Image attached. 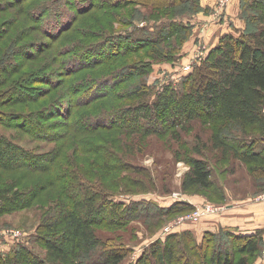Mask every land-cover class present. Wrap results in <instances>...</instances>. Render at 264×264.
Returning a JSON list of instances; mask_svg holds the SVG:
<instances>
[{
    "label": "rangeland",
    "instance_id": "1",
    "mask_svg": "<svg viewBox=\"0 0 264 264\" xmlns=\"http://www.w3.org/2000/svg\"><path fill=\"white\" fill-rule=\"evenodd\" d=\"M222 1L0 0V133L41 157H37L38 163L31 169L25 166L0 167V186H18L21 192L29 194L27 197L30 199L27 208L1 211V251L9 253L21 246L32 247L33 238L41 225L55 218L56 204L62 200L70 205L72 194L82 192L79 187L82 184L95 185L97 192H107L111 196L109 199L118 203L146 201L168 208L175 202H188L193 206L192 211H176L168 215H159L150 206L151 212L142 214L143 217L141 214L135 216L126 224L97 225L102 235L116 239L122 237L128 242L129 262L136 261L153 242H167V237L172 234L176 233L173 241L181 243L189 237L184 235L186 232L193 234V244H202L207 233L213 234V241L209 242L206 251L211 256L216 254L221 257L223 251L217 248L220 244L225 251L240 245L226 238L222 233L224 230L249 232L253 225H258L261 228L252 234L257 239L261 238L262 246L255 256L248 259V263L264 264L262 206L259 216L249 215L247 209L256 206V199L264 194V177L252 173L250 164L242 163L232 150L224 152L210 146L205 154L214 184L208 189H183V179L190 166L183 157L176 155V151L180 149L183 153H193L196 146L193 134L207 133L205 137L210 134L205 118L191 122L185 120L190 131L181 132L184 137L178 144L171 136L175 131L179 133L182 126L171 128L165 134L157 132L147 137L135 132L134 135L142 137L141 143L146 149V154L136 161L126 158L120 162V156L115 154L116 147H113L121 145L118 139H128L130 134L124 131L123 126L111 125L115 122L110 118L112 115L138 102H152L166 87L183 89L184 80L194 74L195 68L210 56L222 39L228 37L239 41L248 35V30L256 28L257 16L252 8L257 6L258 11H262L264 0ZM48 5L56 9L57 19L50 18ZM175 23L182 24L186 30L178 33ZM160 27L167 28V33L155 41ZM55 35L56 39L53 38ZM119 35L128 39L133 35L134 39L142 36V40L133 39L130 53L115 57L106 64H99L101 58L91 54L84 61H77V65L67 62L69 57L78 53V49L91 47L101 40L102 48L91 49V52L95 51V55L100 57L115 56L117 48L126 45L119 37L115 38ZM73 47L77 49L73 50ZM91 63H95L94 66L75 71ZM121 69L129 70H123L126 78L123 83L116 79L118 76H114L100 90L95 88L72 100L71 95L79 88V83L90 78H105ZM115 84L120 86L117 95L97 98L99 94L108 93ZM146 91L148 96L144 95ZM85 99L90 101L85 103ZM73 103L77 104L76 108ZM16 116L29 117L35 124H43L49 134L37 137L29 133L25 130V122L19 121L18 125L13 122L17 120ZM166 116L160 112L153 120L157 122ZM108 117L113 121H109ZM168 117L171 121H179L176 113L171 112ZM83 118L101 119V125L89 132L68 127L73 120ZM239 141L240 136L231 140L230 145L240 153L248 152ZM107 149L113 154L109 165L115 166V169L111 171L103 169L106 161L101 154ZM250 149L258 152L260 159L264 158V138H259ZM41 163L46 166L45 169L39 168ZM123 164L126 167L132 164V169L120 167ZM71 184L74 186L69 191L67 188ZM207 205L215 210L211 216L180 222L194 213L197 207ZM229 205L235 208L230 209ZM244 208L246 211L240 226L229 221L227 226L224 225L226 219L242 215L240 211ZM165 229L171 232L167 234ZM187 252L190 253V250L187 249ZM229 255L233 264H237L241 255ZM98 256L95 254L92 260L89 258L92 264L102 261L99 259L93 263ZM181 263L187 264L184 259ZM197 263L202 264V260Z\"/></svg>",
    "mask_w": 264,
    "mask_h": 264
},
{
    "label": "trees",
    "instance_id": "2",
    "mask_svg": "<svg viewBox=\"0 0 264 264\" xmlns=\"http://www.w3.org/2000/svg\"><path fill=\"white\" fill-rule=\"evenodd\" d=\"M118 3L120 2L116 4ZM55 10L51 5L47 6L51 19L58 18L55 16ZM252 10L254 14L256 12L255 15L257 16L256 28L253 31L248 30V35L239 41H234L228 37L222 39L221 44L210 53V56L208 55L209 57L195 68L194 74L184 80L183 89L166 87L163 93L152 102L150 100L138 102L126 110L112 115L110 118L115 119L114 123H111L113 120L111 121L108 117L111 121L109 123L113 127L123 126L124 131L130 134L128 139L117 140L121 145L113 146L116 147V153H114H118L120 156V162L126 158L130 161H136L138 158H142L139 156L146 154V149L141 143L142 137L134 135L135 132H140L144 137H147L158 133L165 134L171 128L182 126L179 133L175 131L171 136L172 140L178 144L183 140V133L190 131L185 120L191 122L203 117L207 121L205 126L210 134L207 137L204 136L207 133L193 134L196 140L193 153H183L180 149L176 151V155L183 157L190 166L183 179L182 186L185 191L196 187L208 189L214 184L210 164L205 154L210 146L215 150L236 152L235 157L237 159L252 166V173H259V176L264 177V158L260 159L261 155L254 149H250L251 145L259 138H264V9L258 11L260 9L256 6ZM174 28L178 33H183L186 30L179 23H175ZM160 30L155 41L167 33L165 27H160ZM136 31L144 32L143 29ZM47 33L46 31V35ZM56 37L57 35L53 36L54 39ZM117 37L121 42L125 41L126 45L125 47H118L115 56L112 54L100 57L95 55V51L91 52V49L94 50L103 46V40H101L91 47L78 49V53L69 57L67 62H74L72 64L77 65V61L82 62L86 56L91 54L93 57L101 58L99 64H106L115 57L130 53V45L134 44L132 41L134 35L130 39L124 38L122 35L115 36V38ZM136 40H142V36H136L134 41ZM120 45L122 46V43ZM72 49L76 50L77 48L73 47ZM70 51L72 50L70 49ZM93 64L95 63L81 66L75 71L85 70ZM11 65L14 68L12 63ZM139 69L140 71L143 70V68ZM123 70L114 72L105 78L94 80L90 78L79 83V88L75 89L71 95L72 100L95 88L100 90L114 76H118L119 78L116 79H120L123 83L126 81ZM118 87L120 86L115 84L108 93L103 95L98 93L99 97L97 98L112 97L119 91ZM135 89L141 90L142 87ZM144 95L148 96L149 93L146 91ZM19 96L22 97L20 93ZM90 99H85L84 102L87 103ZM73 106L76 108L77 104L73 103ZM160 112L167 114V116L157 122L154 121L153 118H158ZM171 112L179 116L178 122L170 120L168 116ZM16 118L17 120L13 121L16 125L19 121L25 122V130L37 137H46L49 134L46 131V126L39 122L35 124L33 119H28L29 117L16 116ZM101 119H75L72 123L70 122V125L68 124V127L79 132L94 131L101 125ZM238 136L241 140L239 143L242 147L244 145L245 151L248 150V152L240 153L230 145L231 140H236ZM102 151L101 156L106 161L103 169L107 171L115 169V166L109 165L113 156L112 152L109 149ZM49 156L51 154L47 157ZM37 157L41 158L25 150L5 134L0 133V167L10 169L25 166L31 169L35 163H38ZM45 157L43 159L47 158ZM43 165L41 163L39 168L45 169L46 166ZM131 165L126 167L127 165L123 164L120 167L132 169ZM134 171L138 172V169H134ZM73 186L71 184L67 189L70 191ZM79 187L82 192L72 194L73 200L70 205L62 200L56 204L55 218H50L41 225L35 238H33L32 247L21 246L9 253H4L0 249V264H92L91 260L95 254L99 256L93 263L99 259L102 260L96 264H182L183 259L187 264H199L197 261L200 260H202V264H233L232 256L229 253L233 254L234 257L237 254L241 255L237 264H249L248 259L255 256L262 246L263 241L261 238L257 239L256 235L224 230L222 233L226 235V238L234 240V243L238 242L240 245L225 251L220 244L217 248L221 249L224 255L218 257L214 253L215 255L211 256L206 249L210 244L209 242L213 241V234L207 233L202 244H193L192 237L194 236L191 232L184 233L185 236L189 237H185L181 243L173 241L175 233L168 236L165 243L153 242L136 261L129 262L130 248L127 245L128 242L122 237L116 239L102 235L97 225L101 223L108 226L126 224L135 216L141 214L143 217L142 214L151 212L150 206L159 215H168L176 211L185 213L189 210L192 211L193 206L187 202H175L173 206L168 208L146 201H133L129 204L118 203L110 200L111 196L107 192H97L98 188L95 185L81 184ZM27 194V192H21L15 185L8 188L0 186V213L4 210L14 211L27 208L30 204V199L27 197L29 194ZM221 239H224L223 236ZM187 249L190 250V253L187 252ZM99 252L101 254H98Z\"/></svg>",
    "mask_w": 264,
    "mask_h": 264
},
{
    "label": "crops",
    "instance_id": "3",
    "mask_svg": "<svg viewBox=\"0 0 264 264\" xmlns=\"http://www.w3.org/2000/svg\"><path fill=\"white\" fill-rule=\"evenodd\" d=\"M188 203V202H187ZM257 204H255L256 206H254V207H252V208H247L248 209V214L250 215V214H253V215H255V216H259L260 215V210H261V207L260 206H262V211L264 212V205L262 204V203H259V202H256ZM244 204H246V203H244ZM247 205V204H246ZM249 206H252V205H249ZM257 207V208H256ZM228 208H235L234 207V205H229L228 206ZM245 211H246V208H244L242 211H240V213L242 214V215H240V216H236V217H234L233 219H226L224 222V225H228V221H229V223H233V224H236V225H238L239 224V226H240V224H241V220H242V218H243V215L245 214ZM261 226H262V224H261ZM211 228H214V229H216L215 227H211ZM251 228H253V229H250L249 230V232H245V231H241V232H237V233H243V234H246V235H250V234H252V233H254L256 230H259L261 227H258V225H256V226H252ZM235 232V231H234Z\"/></svg>",
    "mask_w": 264,
    "mask_h": 264
},
{
    "label": "built area",
    "instance_id": "4",
    "mask_svg": "<svg viewBox=\"0 0 264 264\" xmlns=\"http://www.w3.org/2000/svg\"><path fill=\"white\" fill-rule=\"evenodd\" d=\"M222 2L225 3V0H223ZM256 201L259 203H262L264 205V194L261 195L259 198H257ZM214 213H215V210L213 209V207L211 205H207V206H203V207H197L196 210L194 211V213H192V214L186 216L185 218L181 219L180 222H182L184 220H188V219L198 220L202 216H205V215L211 216ZM263 214H264V212H263ZM165 231L167 234H169L171 232L169 229H165ZM167 234H165V235H167Z\"/></svg>",
    "mask_w": 264,
    "mask_h": 264
}]
</instances>
